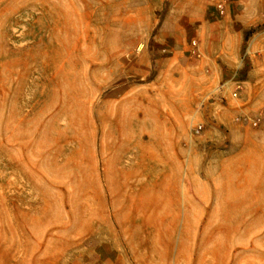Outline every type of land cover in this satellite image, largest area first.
<instances>
[{"label":"rangeland","instance_id":"obj_1","mask_svg":"<svg viewBox=\"0 0 264 264\" xmlns=\"http://www.w3.org/2000/svg\"><path fill=\"white\" fill-rule=\"evenodd\" d=\"M214 4L0 0V264H126L177 174L185 201L223 159H264V0ZM218 184L227 201L242 190L229 172ZM241 222L264 237V212Z\"/></svg>","mask_w":264,"mask_h":264},{"label":"crops","instance_id":"obj_2","mask_svg":"<svg viewBox=\"0 0 264 264\" xmlns=\"http://www.w3.org/2000/svg\"><path fill=\"white\" fill-rule=\"evenodd\" d=\"M217 166L212 180L208 177L199 185L208 187L207 193L204 190L200 195L195 192L196 195L191 194L185 201L183 180L177 174V184L169 187L168 200L173 208L170 206L164 212L158 227L144 228L137 232V238L131 239L126 264H264L263 254L256 248L264 246V237L260 236L262 229L253 224L244 228L241 222L242 215L264 212V159L225 158ZM224 172L236 175L237 187L242 189L228 201L218 184ZM249 172L256 176L253 183L248 179ZM173 176L171 169L164 167L158 183L163 178L170 181ZM193 187L196 188V184ZM224 200L225 204L221 205ZM186 207L190 218L185 216ZM219 210L241 217L233 224H216L206 218L200 225L197 220L199 211L210 215ZM239 246L250 248L248 252L234 253Z\"/></svg>","mask_w":264,"mask_h":264},{"label":"built area","instance_id":"obj_3","mask_svg":"<svg viewBox=\"0 0 264 264\" xmlns=\"http://www.w3.org/2000/svg\"><path fill=\"white\" fill-rule=\"evenodd\" d=\"M230 0H215V9L216 11L220 14V15H223L226 11V8H227V5L229 3ZM140 50V49H138ZM190 52L193 56H195L196 58H200L201 57V51L198 47V45L196 44L195 41H192L191 43V49H190ZM248 53V51L246 50L239 58L238 60V66H240L242 63H243V60L246 56V54ZM242 90V86L239 82H236L235 83V87L233 88L232 92L230 93V95L233 97V98H237V96L240 94ZM258 121V120H257ZM257 121H253L252 122V125L253 126H256L257 125ZM202 129V125L199 124V125H196L193 127V132L194 133H199L200 130Z\"/></svg>","mask_w":264,"mask_h":264},{"label":"bare ground","instance_id":"obj_4","mask_svg":"<svg viewBox=\"0 0 264 264\" xmlns=\"http://www.w3.org/2000/svg\"><path fill=\"white\" fill-rule=\"evenodd\" d=\"M108 165H109V162H108ZM140 166V165H139ZM107 168H108V166H107ZM108 170V169H107Z\"/></svg>","mask_w":264,"mask_h":264}]
</instances>
